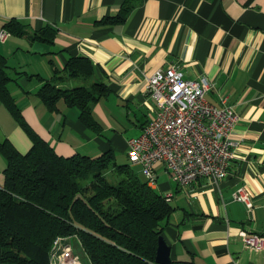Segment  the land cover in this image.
Segmentation results:
<instances>
[{
  "label": "crops",
  "instance_id": "1",
  "mask_svg": "<svg viewBox=\"0 0 264 264\" xmlns=\"http://www.w3.org/2000/svg\"><path fill=\"white\" fill-rule=\"evenodd\" d=\"M127 1L0 0V31H8L10 22L18 27L19 33L0 40V53L26 123L60 156L111 151L116 159L157 111L148 77L174 66L185 79L208 80L206 100L229 105L238 116L231 134L234 157L226 177H202L188 186L163 165L156 168L152 188L169 196L175 209L163 237L172 261L264 264V247L250 249L243 238L264 236V0H133L126 13ZM44 28L53 42L35 36ZM71 57L89 59L96 79L110 89L92 106L98 130L81 121L79 108L61 99L52 112L37 94L55 75L61 88H74L73 80L92 85L94 77L66 74ZM129 130L136 135L125 137ZM7 140L23 154L33 145L0 100V143ZM6 168L0 153V184Z\"/></svg>",
  "mask_w": 264,
  "mask_h": 264
},
{
  "label": "trees",
  "instance_id": "2",
  "mask_svg": "<svg viewBox=\"0 0 264 264\" xmlns=\"http://www.w3.org/2000/svg\"><path fill=\"white\" fill-rule=\"evenodd\" d=\"M132 2L127 1L122 10H131ZM5 27L18 32L11 22ZM45 29L35 36L53 42ZM8 70L7 59L0 53V100L33 145L23 154L8 140L0 143L7 161L0 184V264H52L57 237H69L71 243L78 237L91 264H158L159 237L175 211L171 199L140 179L128 164H117L111 151L97 157L58 155L26 123L8 87ZM64 71L69 77H94V81L89 87L65 89L56 85L55 75L38 90L39 98L52 112L58 110L61 99L68 107L79 108L81 121L98 130L92 106L110 89L96 79L95 67L85 57H71ZM108 171L120 179L110 181Z\"/></svg>",
  "mask_w": 264,
  "mask_h": 264
},
{
  "label": "built area",
  "instance_id": "3",
  "mask_svg": "<svg viewBox=\"0 0 264 264\" xmlns=\"http://www.w3.org/2000/svg\"><path fill=\"white\" fill-rule=\"evenodd\" d=\"M9 34L3 29L0 40L5 41ZM146 82L157 111L141 134L128 140L127 155L130 162L141 166L148 185H156L159 165L181 186L202 177H226L237 145L231 138L238 118L234 109L226 104H210L205 95L212 89L211 83L206 79H185L174 66L157 70ZM237 197L248 201L246 193ZM243 238L250 249L264 247L262 235L243 233ZM51 262L84 264L69 237L53 241Z\"/></svg>",
  "mask_w": 264,
  "mask_h": 264
},
{
  "label": "rangeland",
  "instance_id": "4",
  "mask_svg": "<svg viewBox=\"0 0 264 264\" xmlns=\"http://www.w3.org/2000/svg\"><path fill=\"white\" fill-rule=\"evenodd\" d=\"M72 83H74L73 86H75V87L86 86L82 80H73ZM123 135L125 137L129 138V137H132L136 134H131V130H129V131H124ZM136 136H138V135H136ZM115 161L117 164H121V165L128 164V166L134 170V172L137 174V176L140 179L146 180L145 176L142 173L140 165L133 164L132 162H130L129 157L127 155V152H124L123 150H121V153L117 152ZM107 178L112 182L114 181V179H115V181L120 179L118 176L111 174V171L107 172ZM77 238L78 237H74V239H72V244L75 246L74 252L80 256V258L84 264H91L89 259L87 258V256L84 254V252L82 250L80 251L81 246H80Z\"/></svg>",
  "mask_w": 264,
  "mask_h": 264
},
{
  "label": "water",
  "instance_id": "5",
  "mask_svg": "<svg viewBox=\"0 0 264 264\" xmlns=\"http://www.w3.org/2000/svg\"><path fill=\"white\" fill-rule=\"evenodd\" d=\"M171 251V246L163 236H160L156 253V262L158 264H172Z\"/></svg>",
  "mask_w": 264,
  "mask_h": 264
}]
</instances>
